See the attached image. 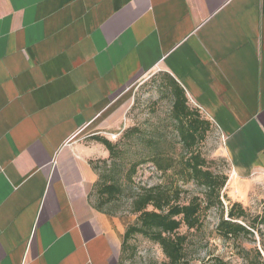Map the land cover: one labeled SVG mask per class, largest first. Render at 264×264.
Listing matches in <instances>:
<instances>
[{"label": "crops", "instance_id": "obj_1", "mask_svg": "<svg viewBox=\"0 0 264 264\" xmlns=\"http://www.w3.org/2000/svg\"><path fill=\"white\" fill-rule=\"evenodd\" d=\"M151 72L218 128L233 177L264 174V0H0V264H121L132 218L95 207L108 150L84 135Z\"/></svg>", "mask_w": 264, "mask_h": 264}, {"label": "rangeland", "instance_id": "obj_2", "mask_svg": "<svg viewBox=\"0 0 264 264\" xmlns=\"http://www.w3.org/2000/svg\"><path fill=\"white\" fill-rule=\"evenodd\" d=\"M133 99L131 105L122 114L116 125L92 130L97 134L116 143L117 159L111 161L108 156L97 158L99 172L103 175L102 182H118L122 191L107 202L103 208L118 216H136L132 213V201L144 189L152 186H164L182 190L179 202H186L193 195L204 196V187L195 181L183 180L180 175L184 148L180 142L177 123L172 118L173 93L172 86L167 85L156 72L147 73L132 84ZM91 131V132H92ZM91 142L93 136H85ZM225 143L216 126L208 130L205 138L199 142L196 150L204 156L207 167L215 172L228 175L222 190L224 204L240 202L246 208L249 218L260 215L264 207V174H256L248 178L233 177L231 162L224 153ZM154 152H161L170 158L173 167L162 171L148 157ZM189 154V153H188ZM103 160H108L106 163ZM135 174H131L134 163ZM97 191L93 195L97 202ZM101 198V197H100ZM204 225L199 231H191L187 245L186 260L190 264H244L242 251L253 250L259 246L260 238L243 236L239 245L225 241L218 235L216 226L219 211L216 208L203 210ZM243 223L249 225V221ZM184 225L180 232H186ZM264 232V227H263ZM256 239V241H253ZM264 243V236L262 239ZM261 245V244H260ZM253 257V251L251 252ZM218 257L217 259H215ZM169 260L161 246L136 234L124 245L121 253V264H168Z\"/></svg>", "mask_w": 264, "mask_h": 264}, {"label": "trees", "instance_id": "obj_3", "mask_svg": "<svg viewBox=\"0 0 264 264\" xmlns=\"http://www.w3.org/2000/svg\"><path fill=\"white\" fill-rule=\"evenodd\" d=\"M168 81L173 85L172 118L177 123L180 142L185 150L182 158V170L179 172L183 180H193L204 187V196L193 195L186 202H179L181 189L164 186H152L138 193L132 201V213L136 218L126 226L124 245L136 234L158 243L169 262L168 264H190L186 260L187 245L190 232L199 231L204 225L203 210L216 208L219 211V221L216 226L218 235L225 241L239 245L243 236L253 237L258 234L260 243L253 251L243 248L244 264H264V207L260 215L249 218L246 208L240 202L224 204L221 193L228 180V175L213 171L207 167V159L196 150L199 142L213 125L202 117L199 109L190 108L187 104L185 90L170 76ZM93 139L102 143L109 152V159H117L116 143L107 137L94 135ZM189 153V154H188ZM158 169L168 171L173 167L170 158H165L161 152H154L148 157ZM108 160H103L106 163ZM93 167L98 174L97 181L92 190V201L95 207L107 214L116 215L107 211L103 206L122 191L118 182H102L103 175L99 172L98 164L93 161ZM136 162L132 166L131 174H135ZM97 193L98 200L93 195ZM101 197V198H100ZM249 221V225L243 223ZM187 227L186 232H180L182 226ZM256 241V239H253ZM261 244V245H260ZM216 257L215 259H217Z\"/></svg>", "mask_w": 264, "mask_h": 264}]
</instances>
